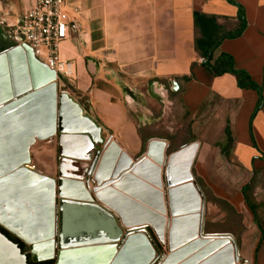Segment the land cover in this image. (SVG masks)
Returning a JSON list of instances; mask_svg holds the SVG:
<instances>
[{"label": "crops", "instance_id": "crops-1", "mask_svg": "<svg viewBox=\"0 0 264 264\" xmlns=\"http://www.w3.org/2000/svg\"><path fill=\"white\" fill-rule=\"evenodd\" d=\"M32 3L0 0V25L17 28ZM65 10L70 37L61 55L77 72L76 95L67 96L88 124L61 134L59 121L51 137L34 138L29 156L35 145L57 142L54 160L38 170L57 174L56 185L75 180L68 199L90 196L124 233L145 230L159 253L169 250L164 264L187 259L189 240L233 244L248 209L242 188L264 177V0H66ZM241 12L245 30L213 57L231 56L260 92L239 88L232 74L215 77L201 61L217 32L237 29ZM227 217L237 220L231 231L217 225Z\"/></svg>", "mask_w": 264, "mask_h": 264}, {"label": "water", "instance_id": "water-1", "mask_svg": "<svg viewBox=\"0 0 264 264\" xmlns=\"http://www.w3.org/2000/svg\"><path fill=\"white\" fill-rule=\"evenodd\" d=\"M2 28L15 45L0 52V226L29 248L33 262L156 264L160 253L145 230L124 233L111 212L90 196L87 202L70 201L63 181L56 185L32 163L28 148L33 139L56 132V74L17 46L26 37L14 36L16 27ZM59 97L67 101L60 133L81 132L75 123L88 121L80 118L79 105L67 95ZM102 225L112 230L101 232ZM0 264H28L27 255L1 232Z\"/></svg>", "mask_w": 264, "mask_h": 264}, {"label": "rangeland", "instance_id": "rangeland-1", "mask_svg": "<svg viewBox=\"0 0 264 264\" xmlns=\"http://www.w3.org/2000/svg\"><path fill=\"white\" fill-rule=\"evenodd\" d=\"M57 86H58V94H60V92L63 93L64 90H66L65 88H60L58 84ZM39 144L40 145H35V147L31 148L30 158L32 163L35 164L37 168H39L42 171L43 169H41V165L50 164V162L54 160V156H56L55 153L57 151L56 150L57 142L55 140L51 144H48L47 142H41ZM43 146L47 147L50 150L51 153L48 156L47 155L43 156L42 152L41 153L38 152L39 148ZM163 165H165V163ZM53 177L54 179H57L58 175L55 174ZM63 179L66 181L67 185L70 183H74V180L66 179V178ZM84 187L87 190L88 194L89 193L91 194L93 190L91 186L90 189H88L86 187V182H84ZM254 194L258 202L264 203V177H260L257 180ZM83 197H86V195H84ZM59 199L60 197L57 193L56 196L57 202ZM240 216H241L240 229L237 235V239H235V242L233 244L230 243L231 240L225 238H216L211 241L210 239H204L205 241L200 239L189 240L188 242L189 252L187 255V259H185L184 257L177 264H264V241L261 243V245H257L260 236V231L258 229V226L256 225L251 212L247 208L243 207L242 214ZM260 218L264 225V210L260 212ZM234 222L237 223V220H233L232 218L227 217L225 224L222 223L217 225L218 227L221 226L222 228H226L227 230L225 231H231L230 230L232 228L231 225ZM159 242L165 246L166 244H168L167 238L161 239L159 240ZM160 249L162 251L160 252L161 256H159V259L157 260L156 264H162L163 262L165 263L166 261H168L166 256L168 255L169 250L164 246H160ZM28 254H30L29 248H28ZM227 259L229 261H227Z\"/></svg>", "mask_w": 264, "mask_h": 264}, {"label": "built area", "instance_id": "built-area-1", "mask_svg": "<svg viewBox=\"0 0 264 264\" xmlns=\"http://www.w3.org/2000/svg\"><path fill=\"white\" fill-rule=\"evenodd\" d=\"M65 6L66 0H33L14 35H24L26 38L17 46L27 48L40 64L56 74L57 84L66 89L61 93L75 97L76 66L61 55V46L70 37L71 22Z\"/></svg>", "mask_w": 264, "mask_h": 264}, {"label": "trees", "instance_id": "trees-1", "mask_svg": "<svg viewBox=\"0 0 264 264\" xmlns=\"http://www.w3.org/2000/svg\"><path fill=\"white\" fill-rule=\"evenodd\" d=\"M204 16H197L196 19H201ZM238 25L237 29L235 31L231 32H223L219 31L217 32L215 38L209 43L204 50L201 51V57L203 59L202 64L215 76H222L224 74H232L235 76L237 85L241 89H254L260 92V87L255 84L251 78L248 76L246 72L242 71H236L234 69V63L233 59L231 56L226 55V54H221L217 59L214 60L213 54L214 51L219 47L221 42L224 39H232V38H238L241 36L243 31L246 28V20L244 17V14L241 12L238 17ZM15 43L13 41H8L4 43L0 47L1 50L9 49L13 47ZM262 105V98H260V104L258 105L257 110ZM198 183L202 189H204L205 194L207 195V191L204 188L203 183L198 180ZM257 184V179L254 177L249 184L244 186L242 188V194L244 197V201L246 203V206L248 207L249 211L251 212L254 221L256 225L258 226V229L260 231L261 237H260V242L259 245L264 241V225L262 223V220L260 218V212L264 210V203L263 202H258L254 196V190ZM212 201L221 204L222 202L220 200H216L212 198ZM225 205V204H223ZM0 232L5 234L12 242L16 243L19 248L22 250V253L27 255L28 259V264H54L55 261H45V262H33L31 259L30 254H28V248L25 244H23L21 241L17 240L13 236H11L7 231H5L1 226H0Z\"/></svg>", "mask_w": 264, "mask_h": 264}, {"label": "bare ground", "instance_id": "bare-ground-1", "mask_svg": "<svg viewBox=\"0 0 264 264\" xmlns=\"http://www.w3.org/2000/svg\"><path fill=\"white\" fill-rule=\"evenodd\" d=\"M60 95H58V106H59V111H58V123H59V121H60V117L61 118H65L66 117V113H67V111H66V109H67V107H66V104L65 103H67V101L65 100V99H61L60 100V97H59ZM65 97V96H64ZM83 123H78V126H80V125H82ZM90 125V124H89ZM87 127V125L85 126H83V128L81 127V129H87L86 128ZM89 129V128H88ZM70 161V160H69ZM88 174V173H87ZM86 175V174H85ZM64 178H66V179H68L67 178V176L66 177H64ZM73 179V178H72ZM84 179H86V178H84ZM63 184H64V188H63V191L65 192V194L66 195H70L71 193L69 192V190H67V183H66V181L63 179ZM70 181V180H69ZM75 181V180H74ZM82 181V180H81ZM71 182H73V181H71ZM78 182V181H77ZM86 187L88 188V189H90V182H89V184L87 185V183H86ZM179 189H181V188H179ZM120 194V193H119ZM175 195V194H174ZM200 197V196H199ZM70 198V197H69ZM72 199V198H71ZM70 199V200H71ZM74 200H76V199H74ZM84 202V201H83ZM201 207V206H200ZM200 212V211H199ZM187 213V212H186ZM186 217V216H185ZM195 217V216H194ZM197 217V216H196ZM195 217V218H196ZM199 217V216H198ZM177 218V217H176ZM190 220H191V218H190ZM180 221H181V219H180ZM195 223V222H194ZM201 240V239H200ZM205 241V240H204ZM208 241V240H207ZM210 241H211V239H210ZM199 242V241H198ZM229 242V241H228ZM205 245V244H204ZM218 245V244H217ZM225 247V246H224ZM229 248V247H228ZM213 249V248H212ZM217 249V248H216ZM223 249V248H222ZM219 251V250H218ZM225 251V250H224ZM214 252V251H213ZM220 252V251H219ZM230 252V251H229ZM227 253V252H226ZM216 254V253H215ZM217 255V254H216ZM42 256V255H41ZM232 256V255H231ZM230 257V256H229ZM218 258V257H217ZM227 261H229L228 259H227Z\"/></svg>", "mask_w": 264, "mask_h": 264}, {"label": "flooded vegetation", "instance_id": "flooded-vegetation-1", "mask_svg": "<svg viewBox=\"0 0 264 264\" xmlns=\"http://www.w3.org/2000/svg\"><path fill=\"white\" fill-rule=\"evenodd\" d=\"M10 40H12L13 41V39L11 38V35L8 33V32H6L3 28H2V26L0 25V47L4 44V43H6V42H8V41H10ZM5 50H7V49H5ZM5 50H1L0 52H3V51H5ZM5 230V229H4ZM5 231H7V230H5ZM8 232V231H7ZM11 236H13L14 238H16L17 240H19L17 237H15L13 234H11L10 232H8ZM5 235V234H4ZM6 236V235H5ZM7 237V236H6ZM20 241V240H19ZM16 244V243H15Z\"/></svg>", "mask_w": 264, "mask_h": 264}]
</instances>
